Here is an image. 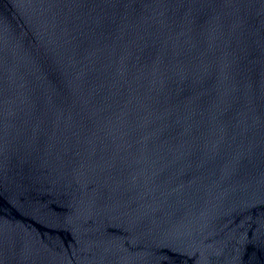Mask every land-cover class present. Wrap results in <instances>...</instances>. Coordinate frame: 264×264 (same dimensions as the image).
I'll list each match as a JSON object with an SVG mask.
<instances>
[{
    "label": "water",
    "instance_id": "95a60500",
    "mask_svg": "<svg viewBox=\"0 0 264 264\" xmlns=\"http://www.w3.org/2000/svg\"><path fill=\"white\" fill-rule=\"evenodd\" d=\"M0 264H264V0H0Z\"/></svg>",
    "mask_w": 264,
    "mask_h": 264
}]
</instances>
